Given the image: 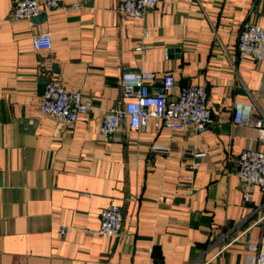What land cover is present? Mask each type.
I'll list each match as a JSON object with an SVG mask.
<instances>
[{
	"label": "crops",
	"instance_id": "1",
	"mask_svg": "<svg viewBox=\"0 0 264 264\" xmlns=\"http://www.w3.org/2000/svg\"><path fill=\"white\" fill-rule=\"evenodd\" d=\"M123 1L61 0L58 10L12 20V0H0V264H250L264 238V194L255 188L246 203L238 171L243 151L263 150L264 139L232 120L236 103L264 115V62L237 49L245 24L264 27V0H161L137 20L124 17ZM46 32L53 48L36 52L33 38ZM126 71L171 73L173 95L206 88L224 125L196 139L154 119L139 131L126 122L108 139L99 114L64 127L41 111L49 81L111 109L125 101ZM194 147L207 157L192 192L178 184L194 162L182 152ZM112 204L130 241L86 233Z\"/></svg>",
	"mask_w": 264,
	"mask_h": 264
},
{
	"label": "built area",
	"instance_id": "2",
	"mask_svg": "<svg viewBox=\"0 0 264 264\" xmlns=\"http://www.w3.org/2000/svg\"><path fill=\"white\" fill-rule=\"evenodd\" d=\"M161 0H124L120 11L126 19H142L150 10H154ZM10 14L12 20L33 19L41 14L62 8L61 0H12ZM147 34H145V38ZM33 49L36 52L51 51L53 48L50 32L38 34L33 38ZM238 57L251 58L256 62H264V27L245 24L239 35ZM144 50L140 46L137 51ZM120 89L125 99L111 109H104L93 99L87 98L80 90H68L61 83L49 81L41 98V111L52 116L58 126L72 127L80 116L99 114L101 117L100 132L111 139L124 123L130 130H144L151 119L155 120L157 129L166 127L174 132H191L194 138L207 132L212 126L221 128L222 118L214 119L208 107L210 100L206 88L197 85H185L173 95L177 82L171 73L158 78L155 72L126 71L120 79ZM233 124L258 129L264 139V115L258 113L254 104L236 103L233 108ZM153 152L167 154L168 146L152 144ZM183 155H191L194 162L185 166L190 174L182 176L178 188L195 192L193 180L196 170L201 166L207 153L199 148H185ZM240 188L244 201H252L255 188L264 194V149L246 148L240 158L238 171ZM85 196H88L87 194ZM261 216L256 222H264V206L259 210ZM66 228H61L64 235ZM90 236L99 234L120 241H130L132 234L125 230V217L117 205H110L101 213V226L97 231L87 230ZM256 256L250 264H264V238L258 245L251 246Z\"/></svg>",
	"mask_w": 264,
	"mask_h": 264
},
{
	"label": "water",
	"instance_id": "3",
	"mask_svg": "<svg viewBox=\"0 0 264 264\" xmlns=\"http://www.w3.org/2000/svg\"><path fill=\"white\" fill-rule=\"evenodd\" d=\"M155 251L157 252L158 249H155ZM156 255H157L156 257L158 258V260L162 261V259H163L162 256H160L159 254H156Z\"/></svg>",
	"mask_w": 264,
	"mask_h": 264
}]
</instances>
